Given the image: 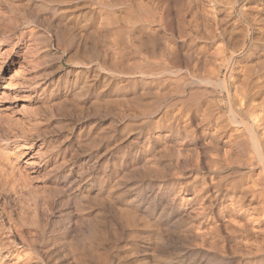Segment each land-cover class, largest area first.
Instances as JSON below:
<instances>
[{"label": "rangeland", "instance_id": "obj_1", "mask_svg": "<svg viewBox=\"0 0 264 264\" xmlns=\"http://www.w3.org/2000/svg\"><path fill=\"white\" fill-rule=\"evenodd\" d=\"M157 2L0 0V264H264V0Z\"/></svg>", "mask_w": 264, "mask_h": 264}, {"label": "bare ground", "instance_id": "obj_2", "mask_svg": "<svg viewBox=\"0 0 264 264\" xmlns=\"http://www.w3.org/2000/svg\"><path fill=\"white\" fill-rule=\"evenodd\" d=\"M157 4H158V8H160V6H162V3L164 2V4H166L168 2L169 5H173L174 8H177L178 10L182 7L181 5H183V0H157ZM191 1L188 2V7L187 8H190L191 6ZM155 6V5H154ZM153 6V7H154ZM162 13V12H161ZM180 14H178L177 16H179ZM161 16V15H160ZM159 16V17H160ZM146 18V17H145ZM160 19V18H159ZM158 19V20H159ZM179 19V18H178ZM184 20V18H182ZM150 20V19H149ZM163 21V20H162ZM171 21V20H170ZM170 21L168 22V20H165L163 22V25H162V29L165 30V32H169V38L168 37H165V40H164V35L161 36L160 35V39H157V40H160V41H157L156 40V37H148V39H146L145 37V40L142 38L141 39H138L139 41H135L137 44H132L133 47H135V50H137L138 54L141 55L143 58L146 59H156V60H167L168 64L170 65H174L175 67L177 65H179L181 63V57L178 53V50H177V44L175 42L176 38H182L183 35H185L184 33V30L183 28V25L180 26L181 22L178 21V24L176 26V28L173 26V24L170 23ZM148 23V18H147V21ZM151 22V20H150ZM184 21H182L183 23ZM159 23V22H158ZM143 25V24H142ZM168 26V27H167ZM161 27V26H160ZM159 27V28H160ZM186 32V31H185ZM195 34V33H194ZM208 34V33H207ZM166 35V33H165ZM149 36V35H148ZM142 37V36H140ZM168 38V39H167ZM130 46V45H129ZM131 46V47H132ZM134 50V49H133ZM129 51V50H127ZM126 51V52H127ZM95 52V51H94ZM132 52V51H131ZM136 53V54H137ZM134 54V53H133ZM135 54V55H136ZM132 55V54H131ZM134 55V56H135ZM127 56H129L127 54ZM133 56V57H134ZM141 56H139L141 58ZM184 59H185V63L187 64V62L190 60L189 59V55L188 54H185L184 55ZM132 57V59H133ZM114 58V57H113ZM128 59V58H127ZM144 60V59H143ZM154 60V61H156ZM152 61V60H151ZM115 62V61H114ZM162 62V61H161ZM206 62V61H205ZM208 62V61H207ZM110 63V61H109ZM142 63V62H141ZM122 64V63H121ZM206 64V63H205ZM126 66V65H125ZM118 67V66H117ZM130 68V67H129ZM196 68V66H195ZM204 69V67H203ZM205 71V70H203ZM213 72V71H212ZM214 73V72H213ZM212 74V73H211ZM212 75H215V74H212ZM210 76V74H209ZM95 77V76H94ZM212 77V76H211ZM210 77V78H211ZM211 80V79H210ZM215 81V80H214ZM227 83L223 84L220 82V85L222 86V88L228 93V96H229V90H228V87L226 85ZM236 98V97H235ZM231 101L229 102V107H230V120L231 122H237V120H240L241 121V124H243L245 130L248 131L249 135L251 136V140H252V146H253V149L255 151V154L257 156V160L260 164V167H261V170H262V174L264 176V149L262 147V145L258 142V138L256 139V133L255 131H253L251 128H249L250 126L247 125L246 121L242 118L241 116V112H242V109L240 108L238 111H235L234 110V107H233V99H234V96H233V99L230 98ZM235 101V100H234ZM241 104V103H240ZM227 107V106H226ZM210 113V112H209ZM208 112L204 113V117L203 119L204 120H207V118L210 117V114ZM2 118H5V117H2ZM203 120H201L202 122ZM263 180V179H262ZM264 181V180H263ZM239 200L235 201V204L238 203Z\"/></svg>", "mask_w": 264, "mask_h": 264}]
</instances>
